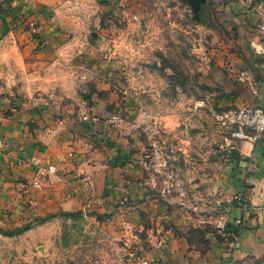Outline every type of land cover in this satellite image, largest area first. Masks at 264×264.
<instances>
[{
	"label": "rangeland",
	"instance_id": "374dc122",
	"mask_svg": "<svg viewBox=\"0 0 264 264\" xmlns=\"http://www.w3.org/2000/svg\"><path fill=\"white\" fill-rule=\"evenodd\" d=\"M27 2L35 12L23 23L29 37L20 45L0 36V93L52 108L68 146L83 135L84 144L69 150L81 170L65 171L82 193L67 208L42 210L30 198L39 179L23 187L18 220L9 215L0 228H27L0 232V264H140L143 257L161 264L156 254L171 247L167 230L201 254L208 233L238 250L245 218L264 212L253 208L264 203L226 191L224 167L237 143L227 147L217 116L236 107L228 96L239 79L227 57L240 55L237 39L247 40L233 28L241 26L236 14H258V29V0H206L198 17L187 0ZM222 40L230 49L217 62ZM247 53L240 57L252 73L264 53ZM242 203L248 212L227 221V207ZM241 264H264V255Z\"/></svg>",
	"mask_w": 264,
	"mask_h": 264
},
{
	"label": "crops",
	"instance_id": "0c3cea01",
	"mask_svg": "<svg viewBox=\"0 0 264 264\" xmlns=\"http://www.w3.org/2000/svg\"><path fill=\"white\" fill-rule=\"evenodd\" d=\"M27 1L0 0V36L14 38L20 45L29 37V32L23 27L24 21L35 17V12ZM236 15L241 19V26L240 30L234 25L233 28L237 34L245 33L247 37L244 41L237 39L236 49L246 54L249 51L253 55L254 52L257 57L263 58V41L255 28L258 14ZM235 18L233 16L228 20L234 24ZM238 36L240 38V35ZM220 43L219 48L224 52L218 51L214 59L224 62L220 53L227 54L225 51L229 50L230 46L223 40ZM241 51L239 54L242 56ZM240 55L229 53L227 60L233 63L231 65H235L233 71L237 79L242 75L249 77L251 81H237L231 88L232 95L228 98L234 99L235 106L258 104L264 108V61L255 64L251 73L247 71L245 61ZM230 77L232 76L229 75ZM229 78H223L227 82L224 86L230 87ZM53 112L52 108L43 107L38 99L24 100L19 94L0 93V136L4 141L3 153L0 154V223L8 220L9 215L12 220H18V212L22 208L21 199H27L23 187L30 184L34 178L39 179L41 185L33 190L30 197L37 209L59 205L67 208L73 202L75 193H82L81 185L76 188L74 179L67 176L65 171L72 168L81 170V161H74L69 153L80 148L85 139L83 135H75V146H68L71 139L64 136L65 126L55 122ZM79 127L76 125L74 130H79ZM50 164L55 166V173L46 172V167ZM224 173L223 183L228 193L242 192L249 204L264 203V136L256 145L238 141L233 154L227 156ZM227 210V221H232L240 215L241 208L234 205L228 206ZM249 215L243 223L241 247L232 253L227 251L225 243L217 241L212 233L207 234L210 240L209 249L201 254L197 250H189L183 237L175 239L167 230L165 240L171 247L169 250H160L156 256L161 264H241L248 257H260L264 255V212L254 210ZM166 217L169 221L172 220V216ZM182 220H185L184 216L174 219L176 223ZM176 242L179 244L175 245Z\"/></svg>",
	"mask_w": 264,
	"mask_h": 264
},
{
	"label": "built area",
	"instance_id": "2783aa9c",
	"mask_svg": "<svg viewBox=\"0 0 264 264\" xmlns=\"http://www.w3.org/2000/svg\"><path fill=\"white\" fill-rule=\"evenodd\" d=\"M258 7L261 12H264V0H258ZM29 25L35 31L34 23L29 22ZM257 34L261 39H264V17L258 25ZM238 79L248 80L249 77L240 75ZM217 119L219 124L228 130V137L225 138V143L229 149H233L238 141H245L251 145H256L259 143L260 138L264 136V108L258 104H246L227 109L218 114ZM3 149L4 141L0 136V154L3 153ZM55 171L56 168L52 164L46 167V172L49 174L55 173ZM34 183L38 184L37 181H34ZM234 199L238 202L243 201V198L240 196H235ZM240 208L246 213L251 207L242 203ZM253 208L264 210V205ZM236 222L239 223L240 218H237ZM139 262L140 264H149L144 257L140 258Z\"/></svg>",
	"mask_w": 264,
	"mask_h": 264
},
{
	"label": "trees",
	"instance_id": "16d2710c",
	"mask_svg": "<svg viewBox=\"0 0 264 264\" xmlns=\"http://www.w3.org/2000/svg\"><path fill=\"white\" fill-rule=\"evenodd\" d=\"M76 212H60L59 215H72V214H75ZM55 214H52V215H48L47 217H44V218H41L39 221H44L46 219H48L49 217L51 216H54ZM27 228V226H21V227H17V228H14L12 230H5V229H2L0 228V232L7 235V236H12V235H15V234H19L21 233L23 230H25Z\"/></svg>",
	"mask_w": 264,
	"mask_h": 264
},
{
	"label": "water",
	"instance_id": "95a60500",
	"mask_svg": "<svg viewBox=\"0 0 264 264\" xmlns=\"http://www.w3.org/2000/svg\"><path fill=\"white\" fill-rule=\"evenodd\" d=\"M188 3L190 4L192 11L194 13L195 17H198V11L201 7V4L205 3L206 0H187Z\"/></svg>",
	"mask_w": 264,
	"mask_h": 264
}]
</instances>
